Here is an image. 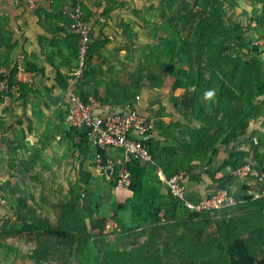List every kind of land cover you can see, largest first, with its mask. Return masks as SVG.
I'll return each mask as SVG.
<instances>
[{
    "label": "crops",
    "instance_id": "obj_1",
    "mask_svg": "<svg viewBox=\"0 0 264 264\" xmlns=\"http://www.w3.org/2000/svg\"><path fill=\"white\" fill-rule=\"evenodd\" d=\"M82 3L85 10L91 13V20L95 24L92 34L95 52L88 54L84 76L77 93L88 99L92 98L100 104L112 106L120 111L124 110V107L131 103L119 105L124 104L127 99L122 88H131L136 92L137 78L130 81L126 79V83L120 82L114 88L113 84L120 81L121 76L125 77L127 72L122 73L121 68H119L120 73H117V68L114 71L106 70L105 65L110 63L111 55L112 64L115 61L119 62L117 60L120 59V55L115 52V48L120 40L115 37L116 33H123L122 27L125 26V34H127L129 25L132 29L136 27L139 33V28L143 29L141 20H153L154 13L149 9L138 10L136 3L132 0H82ZM71 4L72 0H52L41 3L35 10H29L21 0H0V65L11 63L19 55L24 56L26 62L22 99L14 101L9 100L10 98H0V186L5 195H11L10 199L14 194L9 187L12 185H16L17 194L22 195L24 192L28 194L25 187L19 186L27 182L25 177L30 179L38 174L32 173L31 170L40 168L49 170L47 176L43 175L50 179L44 181L46 185L54 187L56 184L64 186L88 184L92 197H96L97 192L101 190L102 194L98 195L97 199L108 201L112 197L114 203L118 200V206L117 208L111 206L109 209L116 211H108V215L99 212L101 207H99V213L90 211L86 214L83 207L82 219L86 229L82 234L84 236L97 234L94 233L95 224L107 219L106 224L111 223L115 226L112 231L117 229L120 232L119 236L123 237L126 233L130 235L127 231L134 228L135 222L141 221L150 225V218L158 220L157 212L154 210L153 215L150 213L153 210L142 209V204L149 205L148 202L151 201L160 210L168 213L167 215L171 212L177 215L179 212L172 210L171 196L161 170L141 162H129L126 165L123 152L117 149L106 150L111 162L109 161L105 167V163H98V150L93 148L89 141L85 145L81 139V132L76 134V131L69 129L66 125L65 116L69 105L62 82H66L77 65L76 48L78 46V37L71 32L70 18L66 14V9ZM59 11L63 14L59 15ZM136 11H140L139 15L135 14ZM143 31L141 36L134 33L138 36L136 40L132 38L131 41H136V46L142 47L139 41L144 39ZM104 34L108 37L107 43L103 42ZM143 84L142 91L145 90V93H136L133 105H137L141 113L156 121L157 128L151 137L160 140L161 147L164 149L161 154L174 153L169 139H163L158 131L165 127L168 120L169 122L175 120L182 124L189 121L192 117L190 106L187 109L184 107L187 98H182L178 93L179 96L177 95L172 103L165 98L157 102L158 100L153 98L152 83L145 80ZM237 137L235 142L224 146L217 145L219 155L215 163L210 166L209 174L204 171L207 170V166L194 163L193 166L199 170L188 173V178L185 180L188 200L207 199L220 190H227L231 198L233 192L238 198L246 192L251 193L247 181L234 178L227 181L225 177L232 174L233 170L229 169L228 160L234 151L249 154V160L259 166L261 164L258 159H261L264 165V107L260 110V116L251 120L248 127L242 129ZM176 138L179 142L178 134ZM180 140H182L181 136ZM121 166L126 167L131 174V184L133 180H139L137 176L143 180L142 193L132 192L130 188H117L115 174ZM108 167L114 170L111 183L107 181L104 174V170ZM20 179L23 180L22 183L19 182ZM222 179H224L222 183L224 186L214 190V180ZM234 185L239 187L235 189ZM224 187L225 189H222ZM24 198H27V195ZM39 202H42L40 208L44 211L47 210L46 205L51 204L49 200H46L47 204L42 200ZM26 212L34 217L42 213L39 212V208L34 207ZM131 226L133 228H130ZM103 243L104 240H102L101 248H104ZM107 244L110 245V243ZM130 245L127 246L128 249H131ZM124 254H131V252Z\"/></svg>",
    "mask_w": 264,
    "mask_h": 264
},
{
    "label": "rangeland",
    "instance_id": "obj_2",
    "mask_svg": "<svg viewBox=\"0 0 264 264\" xmlns=\"http://www.w3.org/2000/svg\"><path fill=\"white\" fill-rule=\"evenodd\" d=\"M132 1L136 3L137 9L140 11L151 10L155 18L153 20H141L143 29L139 28V33L136 27L132 29L129 25L127 27L128 32L125 34L126 27H122L124 32H117L115 36L120 40L115 48V52L120 55V59L117 60L119 62L113 61L112 64L111 55L110 63L105 66L106 70L114 71L117 68V73H120L119 68H121L122 73L127 72L125 77L128 81L135 77L138 81L137 70L141 66L152 64V53L155 55H158L159 52L173 53V51L179 50L178 42H181L183 46V39L195 42L198 31L201 30L203 18H194L193 13L197 8L204 7L203 1L205 0H171L174 10L172 13L167 0ZM212 2L222 9L223 25L232 36L241 35L244 37L243 41L239 43L234 41L232 48L238 50L242 47L241 53L249 56L252 48L264 41V29L259 23L264 19V0H212ZM140 11H136L135 14L139 15L138 12ZM88 20L92 21L90 18ZM94 27L95 24H93V29ZM142 31L144 39L139 41L142 47L136 46V41L131 40L132 38L136 40L138 35L141 36ZM208 32L207 34L210 36L211 27H208ZM134 33L138 35L135 36ZM107 41L108 37L104 34L103 42L107 43ZM186 47L191 50L190 52L194 50L188 45ZM195 48L198 46L196 45ZM157 59L159 62L160 58ZM155 63L153 62V64ZM171 65L168 76L163 77L162 80L155 79L154 84H152L153 98L158 100L157 102L159 99L165 98L172 103L179 93L182 98L188 99H185L184 107L187 109L190 106V114L193 117V112L196 111L192 108L191 96L193 91L186 81L184 83L187 86H181L182 76H179L180 72H189V59L185 56L177 57ZM23 76L24 74L20 76L21 96L18 99L10 98L9 100L19 101L22 99L23 78L25 77ZM177 83L180 84L179 87H177ZM141 86L143 83L135 91L145 93ZM144 96L148 97L145 94ZM60 97L62 99V96ZM201 100L202 110L206 112L204 114L206 116L205 123L217 121L219 118L217 117L216 105H212L205 98H201ZM259 100L257 105L260 110H263L264 98L261 97ZM171 111L173 112V109ZM192 117L186 124L181 123L182 128H180L178 121L169 122L168 120L166 124L164 123L165 127L158 131L163 139H169L168 141L173 146V148H169H172L173 151L177 147L178 149L182 148L183 138L180 140L182 130L195 132L202 130L203 126L198 122V119ZM215 131L216 127L210 133L213 135ZM176 134L179 135V142ZM184 139L185 142L192 143L190 136ZM83 143L86 145L87 142ZM162 150L164 151L163 148H160V151ZM170 153L172 154V152ZM229 169L232 170L231 167ZM210 171L211 169H209ZM31 172L38 174L30 179L25 177L27 181L25 186L22 183L23 180H19L22 183V187H19H25L24 189L28 191V194L27 192L22 193V195L17 194L16 185H12L9 187L11 193L14 192V194L10 199L11 195H5L0 186V196L4 199V202L0 203V264H132L122 257L124 253L129 251L134 253L137 257L136 260L141 259L142 255V258L145 259L144 264H231L233 259L239 256L248 264H264V199L254 198L248 201L249 196L253 197L249 195L250 193L246 192L238 198L233 192L231 201L225 208L199 217H191L182 204L173 203L172 197L170 198L172 206L175 205L172 210L179 212L177 215H174L173 212L167 215L168 213L163 212L150 201L148 202L149 205L142 204L141 208L146 210L151 208L153 211L150 213L153 215L156 211L158 220L150 218V225L141 221L133 223L134 228L133 225L130 228L134 230L127 231L130 232V235H126V233L125 236L121 237L117 229L111 232L106 231V219L95 224L94 233L97 234L84 236L80 232H73L69 233L66 238H60L45 234L42 230L34 233H28L25 230L33 224L42 228L46 225L48 227L55 226L58 218L63 215V207L74 200L78 201L82 208L84 207L86 214L90 211L104 214H107L108 211L114 212L116 210L109 208L111 206L117 208L118 200L114 203L112 197L108 201L97 199V196L102 194L101 190L97 192L96 197H92L88 190V184L69 186L56 184L54 188L44 182L50 180L46 177L49 170L40 168L31 170ZM179 172L178 174L184 175V180L188 178V171L180 170ZM44 174L46 176H43ZM225 179L228 177L226 176ZM223 186L221 184L219 187ZM239 186L234 185L233 188L237 189ZM26 195L27 198H24ZM32 197L35 200L31 199ZM39 200L44 201L45 204H47L46 200L50 201L51 204L46 205L47 208L45 207V209H49L48 211L40 208L42 202ZM31 207L39 208V212L42 213L38 217L29 215L26 211L30 210ZM99 207L102 209L100 210ZM102 240H104V248H101ZM129 245L131 249L127 248ZM123 247L125 248L123 249Z\"/></svg>",
    "mask_w": 264,
    "mask_h": 264
},
{
    "label": "trees",
    "instance_id": "obj_3",
    "mask_svg": "<svg viewBox=\"0 0 264 264\" xmlns=\"http://www.w3.org/2000/svg\"><path fill=\"white\" fill-rule=\"evenodd\" d=\"M167 1L170 6V12L172 13L174 10L172 9L173 5L171 4V0ZM203 2L204 7L197 8L195 10L196 12L194 11L193 13L194 18H203L201 30L200 32L198 31V37L195 42L183 39L184 47L181 42H178L179 50L175 52L173 51V53L159 52V56L152 53V64H146L137 70V75L139 77L138 87L145 80L154 84L155 79L162 80L163 77L168 76L167 74L170 73V69L172 67V61L177 57L185 56L190 62L189 72L186 73L183 71L179 74V76H182L180 84L182 87H185L187 85L184 81H186L188 86L192 89V108L194 111L196 110L193 112L195 115H193V118H197L198 122L201 123L204 129L202 128L199 132L182 130V148L174 150V153L172 154H161L164 151H160V148L162 149L160 140H157L155 137L150 138L148 146L152 154V162L147 164H150L155 169L161 170L166 180H169L173 176L180 173V170H186L189 174L198 171L199 168L193 166L194 163L200 164L201 166L206 165L208 168L205 173L209 174L210 166L215 163V159L219 155L217 145L220 144L224 146L230 142H235L238 138V133H240L242 129H246L251 120H255L258 116H260V109L257 104H259V99L261 97L264 98V47L261 50L259 47H253L249 56L241 53L243 49L242 47L238 50H234L232 48L234 41L239 43L243 41L244 37L241 35L233 37L232 34L224 27L222 20L223 11L220 7L215 5L212 0H205ZM84 11L86 13V19L88 20L90 18L91 20V13L87 12L85 8ZM62 14L63 12L59 11V15ZM71 22L72 21L70 19V25ZM259 23L264 29V19H262ZM207 26L211 27L212 32L210 36L207 34L209 33ZM195 43L198 48H195ZM186 45H188L189 48L192 47L194 50L190 52L191 50H188ZM94 48L95 46L93 45L90 47L89 55L95 52ZM77 49L78 46L76 48V54ZM157 58H160L159 62ZM259 58L262 59L261 62L258 60ZM14 61L15 59L11 63L0 65V67H10L13 65ZM153 62L156 63L153 64ZM13 72V74L16 75V71ZM58 76L60 77V74H58ZM13 78L11 79L10 86L13 83ZM207 81H209L208 84H205ZM120 82L126 83V77L121 76L120 81L113 84L114 88L116 85H119ZM62 83L63 87L66 89L67 82L63 81ZM180 84L177 83V87H179ZM122 90L127 99H125L126 101L124 104L119 105L129 103L133 105L136 100V93L138 92H134L131 88H122ZM21 93L22 92H20V96ZM0 96L2 98L5 97L13 99H18L20 97H16L8 90L0 91ZM82 97L85 101H88V98L84 96ZM201 98H205L212 105H216L217 117L219 118L217 121L213 120L214 122L209 121L205 123L206 116L204 114L206 112H203L202 110L203 104ZM215 127L216 131L212 135L210 131ZM180 128H182L181 123ZM74 131H76V133L80 132L78 130ZM81 134L83 137H81L82 141L88 142V132ZM187 136L192 138L191 144L190 142H185L184 138ZM98 152L103 156V164L105 163L104 166L106 167L107 163L109 161L111 162V158L107 156L106 150H99ZM258 161L261 164L260 166L249 160V154H242L234 151L230 154L228 163L229 167H231L233 171L238 170L245 165H250L254 170L259 172L264 171L263 161L261 159H258ZM136 178L139 180H133V184H131L132 186L129 188L130 191H137V194H140L144 189V183L139 176ZM231 179H233V176H228L227 180ZM223 181L224 179L217 181L214 180V190L218 189ZM252 199H254V197H248V201ZM260 199L262 200L264 197ZM172 201L173 203L177 202L184 206L183 202L177 201L174 198H172ZM172 207L174 208L175 205ZM63 209V215L58 218L55 226L48 227L46 225L42 228L38 225H31L26 228L25 231L28 233H34L42 230L45 234L60 238H66L69 233L73 232L84 233V229L86 228L82 219L83 210L81 204L74 200L72 203L70 202L67 206H64ZM208 213L211 212H204L201 214L189 212L191 217H199ZM122 257L126 258V260L132 264H144L145 262L142 255L140 257L141 259L136 260L137 257H135L134 253L123 254ZM231 264L248 263L244 261L241 256H239L236 259H233Z\"/></svg>",
    "mask_w": 264,
    "mask_h": 264
},
{
    "label": "built area",
    "instance_id": "obj_4",
    "mask_svg": "<svg viewBox=\"0 0 264 264\" xmlns=\"http://www.w3.org/2000/svg\"><path fill=\"white\" fill-rule=\"evenodd\" d=\"M29 9L35 10L41 3L52 0H21ZM66 14L71 19L70 29L78 37L77 65L67 78L65 96L68 101V109L65 123L71 130L81 133L88 132L89 142L96 150H121L125 156V164L129 162H152V154L148 143L152 133L157 128L153 118L140 112L137 105H127L124 110H117L112 106L100 104L89 98L85 101L77 93L84 71L87 58L92 46L93 22L86 19L82 0H72ZM261 50L262 44H257ZM16 71V75L13 74ZM25 72V57L19 55L10 67H0V91H11L16 97L20 96V76ZM14 77V78H13ZM13 80L10 86L11 79ZM139 98L137 97V101ZM99 164L103 162V156L98 154ZM234 179L247 181L251 190L250 195L255 199L264 197V171H257L250 165H245L232 171ZM117 188H129L131 186V174L126 167H122L115 174ZM170 196L184 203L185 208L191 213L218 211L225 208L230 200L227 190H220L216 195L200 201H191L187 198V187L183 174H177L166 180ZM253 187V188H252ZM4 202L0 196V203ZM115 226L106 224V231H112Z\"/></svg>",
    "mask_w": 264,
    "mask_h": 264
},
{
    "label": "water",
    "instance_id": "obj_5",
    "mask_svg": "<svg viewBox=\"0 0 264 264\" xmlns=\"http://www.w3.org/2000/svg\"><path fill=\"white\" fill-rule=\"evenodd\" d=\"M113 172H114V170H113V168H111V167H108V168H106V169L104 170V174H105V176H106V178H107V181H108L109 183L112 182Z\"/></svg>",
    "mask_w": 264,
    "mask_h": 264
}]
</instances>
